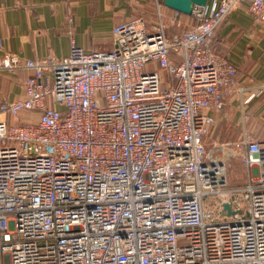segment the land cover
Instances as JSON below:
<instances>
[{"label": "built area", "instance_id": "built-area-1", "mask_svg": "<svg viewBox=\"0 0 264 264\" xmlns=\"http://www.w3.org/2000/svg\"><path fill=\"white\" fill-rule=\"evenodd\" d=\"M155 1L151 23L114 26L110 50L0 57V73L30 71L0 104V264H264V168L231 186L205 111L244 91L218 26L243 2L264 23V0L195 5L173 33ZM24 110L38 117L21 123ZM243 143L264 166V142Z\"/></svg>", "mask_w": 264, "mask_h": 264}, {"label": "crops", "instance_id": "crops-1", "mask_svg": "<svg viewBox=\"0 0 264 264\" xmlns=\"http://www.w3.org/2000/svg\"><path fill=\"white\" fill-rule=\"evenodd\" d=\"M219 1L207 0L205 8L210 10ZM156 9L155 0H0V57L16 54L21 59L62 58L70 53L73 42L86 50H110L114 26L139 16L151 23L156 19ZM163 11L168 15V31H180L172 21L176 10L163 4ZM180 18L184 28L193 23L192 15L183 13ZM213 45L236 68L237 82L244 91L229 92L220 108L205 110L215 118L206 148L210 151L229 143L231 182L242 185L264 168H245L240 161L247 151L243 143L246 135L264 142V23L243 2L218 26ZM29 74L25 69L0 73V104L24 96ZM35 114L29 110L20 113Z\"/></svg>", "mask_w": 264, "mask_h": 264}, {"label": "water", "instance_id": "water-1", "mask_svg": "<svg viewBox=\"0 0 264 264\" xmlns=\"http://www.w3.org/2000/svg\"><path fill=\"white\" fill-rule=\"evenodd\" d=\"M163 4L181 13L191 15L195 5L204 7L207 4V0H163ZM224 207L229 211L231 210V206L228 203H225Z\"/></svg>", "mask_w": 264, "mask_h": 264}, {"label": "rangeland", "instance_id": "rangeland-1", "mask_svg": "<svg viewBox=\"0 0 264 264\" xmlns=\"http://www.w3.org/2000/svg\"><path fill=\"white\" fill-rule=\"evenodd\" d=\"M184 17H185V16H184ZM183 28H184V27H183ZM183 28H180V29L182 30ZM170 31L173 32L172 29H170ZM174 32H175V31H174ZM11 119H12L13 122H18V121H19V120L17 121V119L14 118V117H12ZM35 119H36V114H35L34 116H26V115H25V116H21V115H20V120H21V121H34ZM229 155H230V154H229ZM229 155L227 156V164H228V168H227L228 170H227V173H228V178H229V184H230L231 186H236L238 183H232V182H231V177H230V176H231V173H230V171H231V169H230V167H231L230 164H231V163H230V161H232V156H229ZM240 161H241L242 165L246 168L247 165H246L241 159H240ZM238 185H240V184H238Z\"/></svg>", "mask_w": 264, "mask_h": 264}, {"label": "trees", "instance_id": "trees-1", "mask_svg": "<svg viewBox=\"0 0 264 264\" xmlns=\"http://www.w3.org/2000/svg\"><path fill=\"white\" fill-rule=\"evenodd\" d=\"M144 17V16H143ZM153 18H156V13H154V17ZM146 19V18H145ZM146 21L149 23V21L146 19ZM171 58L174 62L176 63H180L181 61V58L176 54V53H172L171 54ZM38 117V116H37ZM36 117V118H37ZM36 120V119H35ZM26 121H21V123H25Z\"/></svg>", "mask_w": 264, "mask_h": 264}]
</instances>
